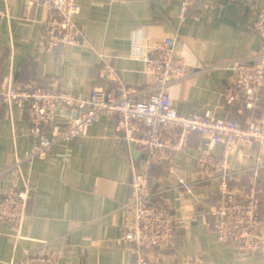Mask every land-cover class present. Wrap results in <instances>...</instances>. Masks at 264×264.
Returning <instances> with one entry per match:
<instances>
[{
    "label": "crops",
    "instance_id": "crops-1",
    "mask_svg": "<svg viewBox=\"0 0 264 264\" xmlns=\"http://www.w3.org/2000/svg\"><path fill=\"white\" fill-rule=\"evenodd\" d=\"M79 3L81 45L54 50L41 36L42 24L53 14L50 9L40 0H0V8L8 12L0 18L2 77L18 85L33 81L79 94L100 85L117 96L124 90L145 95L154 87L155 79L138 67L132 42L174 35L178 54L190 75L170 87L179 110L201 114L212 110L216 118L231 120L264 119V87L253 110L237 103L218 104L219 93L232 80V73L222 64L261 50L255 21L264 0H197L183 23L182 0ZM67 122V110L62 108L58 123ZM30 127L22 107L0 103V171L32 148ZM199 144L200 137L194 135L173 162V169H153L155 201L163 205L177 230L174 246L159 252H173L180 260L157 254L151 258L160 264H182L185 257L198 258L199 264H264V247L247 253L238 241L221 242L212 233L203 207L214 199L217 181L197 169ZM123 146L116 139L114 124L101 118L87 135L74 140L70 154L59 146L25 162L22 169L30 174L29 215L22 226L0 220V264H10L25 254L52 256L59 264H124V251L112 246L125 229L111 222L112 214L131 192L132 173ZM222 150L218 145L216 151ZM258 156L251 146H237L230 163L244 173L232 183H250V169ZM11 179V173L2 175L0 186H10ZM257 181L264 213V168Z\"/></svg>",
    "mask_w": 264,
    "mask_h": 264
},
{
    "label": "built area",
    "instance_id": "built-area-1",
    "mask_svg": "<svg viewBox=\"0 0 264 264\" xmlns=\"http://www.w3.org/2000/svg\"><path fill=\"white\" fill-rule=\"evenodd\" d=\"M40 1L53 12L42 24L41 36L48 48L81 45L83 30L77 23L81 12L79 0ZM117 1L110 0V3ZM196 1L182 0V23ZM7 13L0 8V18H5ZM255 32L261 41L258 54L222 64L232 73V80L219 93V105L237 103L249 110L258 105V93L264 87V8L257 15ZM132 46L138 67L155 79L154 87L145 95L136 90H124L117 96L100 85L84 94L39 86L33 81L18 85L2 77L4 62L0 59V103L7 107L17 103L23 108L33 137L32 148L24 156L17 155L11 166L0 171V177L7 173L12 175L10 186H0V220L22 226L28 218L31 192L30 174L22 169L25 162L45 156L59 146L67 148L70 154L74 140L87 135L97 121L105 118L114 124L116 139L124 143L123 155L132 173L129 197L111 216L113 224L120 223L125 229L112 246L124 251V264H160L151 258L155 254L180 260L173 252H159L174 246L177 230L163 205L155 201L152 173L156 166L173 169V162L194 135L200 137L197 169L206 178L217 181L214 199H209L203 207L212 233L221 242L238 241L247 253L261 250L264 213L262 189L257 179L264 168V119L256 116L231 120L216 118L212 110L204 114L179 110L173 103L170 87L184 82L190 75L178 54L176 37L152 36L134 40ZM62 108L67 110L66 125L58 123ZM240 144L259 152L250 169V183L245 185L232 183L244 173L233 169L230 163L231 155ZM218 145L223 146L221 152L216 151ZM134 150L140 153L137 160L133 157ZM181 259L182 264L200 263L198 258ZM10 264L59 262L52 256L25 254Z\"/></svg>",
    "mask_w": 264,
    "mask_h": 264
},
{
    "label": "water",
    "instance_id": "water-1",
    "mask_svg": "<svg viewBox=\"0 0 264 264\" xmlns=\"http://www.w3.org/2000/svg\"><path fill=\"white\" fill-rule=\"evenodd\" d=\"M133 155H134L135 159H138L139 156H140V153L137 152L136 150H134V151H133Z\"/></svg>",
    "mask_w": 264,
    "mask_h": 264
},
{
    "label": "trees",
    "instance_id": "trees-1",
    "mask_svg": "<svg viewBox=\"0 0 264 264\" xmlns=\"http://www.w3.org/2000/svg\"><path fill=\"white\" fill-rule=\"evenodd\" d=\"M156 168H158V166H156L155 168H154V170L156 169ZM155 172V171H154ZM152 177L154 178V176L152 175ZM155 179V178H154ZM160 204V203H159Z\"/></svg>",
    "mask_w": 264,
    "mask_h": 264
}]
</instances>
